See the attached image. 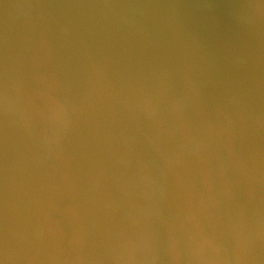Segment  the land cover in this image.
Segmentation results:
<instances>
[{
    "label": "water",
    "instance_id": "1",
    "mask_svg": "<svg viewBox=\"0 0 264 264\" xmlns=\"http://www.w3.org/2000/svg\"><path fill=\"white\" fill-rule=\"evenodd\" d=\"M257 2L0 0V72L7 41L22 93L35 89L36 75L42 73L45 87L79 109L61 138L54 175L40 143L43 123L33 119L26 127L17 116L8 128L10 226L18 233L43 227L44 237L27 254L39 247L41 257H61L37 264H62L64 256L76 254L73 248L93 258L84 264H115L111 255L129 238L148 233L163 244L179 227L178 178L191 163H169V158L181 151L187 133L181 123L180 135H174L163 120L136 104L141 90L159 94L165 104L174 100L183 93L193 62L197 92L190 94L189 116L194 125L233 115L239 125L236 149L264 156V129H252L247 111L264 112V18L252 26L239 18ZM29 4L52 7H25ZM41 36L48 56L35 64L33 49H40ZM4 123L0 113V229ZM255 196L254 201L250 186L237 181L224 196L222 212L253 203L264 207V188H257ZM29 198L30 212L25 211ZM72 233L79 238L69 244ZM15 243L25 254L29 245L19 238Z\"/></svg>",
    "mask_w": 264,
    "mask_h": 264
},
{
    "label": "clouds",
    "instance_id": "2",
    "mask_svg": "<svg viewBox=\"0 0 264 264\" xmlns=\"http://www.w3.org/2000/svg\"><path fill=\"white\" fill-rule=\"evenodd\" d=\"M28 8H48L50 5H26ZM178 7V5H169ZM41 18L44 14L41 13ZM242 23L254 25L264 18V0H258L249 6V11L240 17ZM31 46V41H29ZM40 49H33L34 63L39 64L48 56L47 41L40 38ZM43 52V56L41 55ZM244 63L243 60L239 61ZM196 65L191 63L184 75L185 88L182 94L165 104L159 94L141 90L138 93L136 106L141 111H148L150 116L159 117L179 136L181 123L187 133L180 144L181 151L169 158V163H191L185 167V174L178 178L180 196L183 201L182 214L178 217L179 227L170 232L163 244L156 241L148 233L138 234L129 238L118 251H114L111 259L115 264H264V207L253 203L239 209H229L222 212L226 192H231L239 183L250 186L255 201L257 188H264V156L256 151L248 154L240 153L235 145L239 138L238 119L226 115L224 122L207 120L196 126L189 116L191 107L190 94H196L197 85L192 79ZM48 78L52 79L51 74ZM36 88L28 93H22L15 74V68L10 63L5 41L3 69L0 72V113L4 117V195L3 223L0 229V264H37L42 259L60 260L59 255L49 254L41 257L37 247L35 254L31 245L44 237L43 227H26L23 233L14 231L9 222V175L8 151L10 124H16L17 116L21 117L24 126H29L33 119L44 125L41 145L44 150V160L53 169L61 158V138L68 132L73 115L79 109L67 98L54 95L51 86L45 87V76L36 75ZM235 102L242 104L239 96ZM248 120L255 131L264 129V112L255 113L248 109ZM230 146L225 147V138ZM148 184L154 182L145 177ZM52 188L55 194L56 188ZM161 197L164 195L163 185L159 186ZM33 200L27 199L25 211H31ZM157 215H161L159 209ZM59 231V229H57ZM19 238L29 245L25 254L15 243ZM77 233H72L69 244L78 239ZM76 254L63 257L62 264H84V257L73 248ZM95 259H99L98 257Z\"/></svg>",
    "mask_w": 264,
    "mask_h": 264
}]
</instances>
